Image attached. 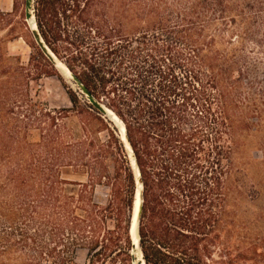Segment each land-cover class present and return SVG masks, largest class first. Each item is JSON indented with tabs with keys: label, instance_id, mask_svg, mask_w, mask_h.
Returning a JSON list of instances; mask_svg holds the SVG:
<instances>
[{
	"label": "trees",
	"instance_id": "1",
	"mask_svg": "<svg viewBox=\"0 0 264 264\" xmlns=\"http://www.w3.org/2000/svg\"><path fill=\"white\" fill-rule=\"evenodd\" d=\"M189 4L34 0L46 43L118 116L130 149L120 128L66 85L72 108L62 109L60 118L43 114L44 145L55 146L56 162L4 165L0 258L77 264L78 249L86 248L85 264H133L139 172L145 264H244L248 251H236L233 242L232 198L245 170L246 116L235 111L239 85L220 62L219 35L210 33L225 6L223 0ZM38 54L54 70L40 49ZM73 109L81 121L71 131L56 121ZM97 186L111 190L104 204L96 199Z\"/></svg>",
	"mask_w": 264,
	"mask_h": 264
},
{
	"label": "rangeland",
	"instance_id": "2",
	"mask_svg": "<svg viewBox=\"0 0 264 264\" xmlns=\"http://www.w3.org/2000/svg\"><path fill=\"white\" fill-rule=\"evenodd\" d=\"M166 1L191 4L200 0ZM223 5L225 11L217 14L218 24L210 33L219 35L215 47L220 62L231 67L233 80L239 85L235 111L246 116L240 153L245 170L235 182L237 190L232 198L233 242L236 251H248L241 263L264 264V6L251 0H223ZM39 49L25 17V0H14L12 12L0 11V182L4 165L39 161L54 164L58 158L55 146L47 150L44 145L47 119L43 114L60 118L62 109L72 108L65 88L70 85L54 65V70L46 66ZM37 67L50 69L53 74L41 76ZM15 88L22 90L23 96H18ZM73 89L81 92L79 87ZM31 104L36 105L31 108ZM80 121L73 109L64 121L56 122H66L65 126L73 131ZM110 194L108 187L97 186L96 199L100 203H106ZM75 261L87 263L88 250L78 249ZM0 264L11 262L0 258Z\"/></svg>",
	"mask_w": 264,
	"mask_h": 264
},
{
	"label": "water",
	"instance_id": "3",
	"mask_svg": "<svg viewBox=\"0 0 264 264\" xmlns=\"http://www.w3.org/2000/svg\"><path fill=\"white\" fill-rule=\"evenodd\" d=\"M25 17H26V20L28 23L32 22L34 24V26L33 27L30 26V28H31L32 34L34 36V39H35L37 45L39 46L40 50L43 52V54L53 63V65L56 68H57L59 63L64 64L65 70L72 77V81H74V83H76V85H78L81 92H83L85 94L89 103H91L99 113H101L103 116H107L109 119H111L120 128L122 140L125 142L126 147L128 149H130V144L127 140L124 124L121 122V120H119L118 116L110 108H108L100 99L96 98L93 95V93L86 87V85L80 79V77L78 75H76L74 72H72L68 68V66L61 59L58 58V56L53 52V50L50 48V46L46 43L44 37L42 36V34L38 28V25H37L35 13H34V0H25ZM29 25H30V23H29ZM131 162H132L133 167L136 168V163H135L134 158H132ZM136 179H137V189H136V193H135V198H136V195L138 194L140 197V200H141V204H140L139 209H138L137 220H136L137 240L131 235L132 236L131 237L132 242H133V248L131 251L132 256H133V264H139L138 263V257H137L138 253H141V256H142V252L140 249V243H139V239H140L139 219H140L141 210H142L143 196H142V183H141L139 172L137 174ZM134 203H135V200H134ZM130 234H132L131 231H130ZM142 263L145 264L143 256H142L141 264Z\"/></svg>",
	"mask_w": 264,
	"mask_h": 264
},
{
	"label": "bare ground",
	"instance_id": "4",
	"mask_svg": "<svg viewBox=\"0 0 264 264\" xmlns=\"http://www.w3.org/2000/svg\"><path fill=\"white\" fill-rule=\"evenodd\" d=\"M30 26L33 27L34 24L32 22H29ZM57 69L59 70V73L61 74V76L65 79V81L72 87V88H78V86L76 85V83H73L72 81V77L70 76V74L65 70V66L62 63H59L57 66ZM120 120V119H119ZM121 132V131H120ZM121 136V133H120ZM122 138V136H121ZM141 204V200L139 195H136L135 198V203H134V209H133V216H132V226H131V235L137 240V235H136V220H137V214H138V209L139 206ZM131 236V237H132ZM138 263L141 264L142 261V256L141 253H138ZM143 264V263H142Z\"/></svg>",
	"mask_w": 264,
	"mask_h": 264
},
{
	"label": "crops",
	"instance_id": "5",
	"mask_svg": "<svg viewBox=\"0 0 264 264\" xmlns=\"http://www.w3.org/2000/svg\"><path fill=\"white\" fill-rule=\"evenodd\" d=\"M14 9V0H0V11L12 12Z\"/></svg>",
	"mask_w": 264,
	"mask_h": 264
},
{
	"label": "built area",
	"instance_id": "6",
	"mask_svg": "<svg viewBox=\"0 0 264 264\" xmlns=\"http://www.w3.org/2000/svg\"><path fill=\"white\" fill-rule=\"evenodd\" d=\"M251 1L254 2V3H257V4L261 5V6H264V0H251Z\"/></svg>",
	"mask_w": 264,
	"mask_h": 264
}]
</instances>
